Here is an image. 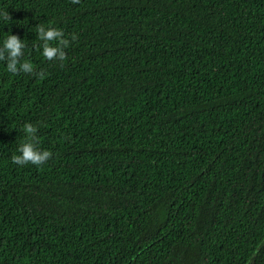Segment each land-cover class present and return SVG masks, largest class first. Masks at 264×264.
I'll list each match as a JSON object with an SVG mask.
<instances>
[{
    "label": "trees",
    "instance_id": "trees-1",
    "mask_svg": "<svg viewBox=\"0 0 264 264\" xmlns=\"http://www.w3.org/2000/svg\"><path fill=\"white\" fill-rule=\"evenodd\" d=\"M8 32L34 70L0 61V264H264V0H0Z\"/></svg>",
    "mask_w": 264,
    "mask_h": 264
},
{
    "label": "clouds",
    "instance_id": "clouds-1",
    "mask_svg": "<svg viewBox=\"0 0 264 264\" xmlns=\"http://www.w3.org/2000/svg\"><path fill=\"white\" fill-rule=\"evenodd\" d=\"M8 18L9 14H8ZM40 41L39 49L40 55L46 60H56L63 62L65 60L64 48L69 44V40L65 38L61 29L53 27L51 22L48 25L40 24L35 28ZM75 40L76 36L73 35ZM55 42V43H53ZM26 47L24 39L15 34L8 32L3 38H0V61H5L6 71L12 74L17 72L33 73V63L28 59H21L24 56L22 49ZM24 137L22 142L17 146L16 153L13 154L11 160L14 164L25 165L31 163L32 165L44 164L52 155L47 149L38 147V140L36 138L37 127L25 122L22 126Z\"/></svg>",
    "mask_w": 264,
    "mask_h": 264
}]
</instances>
